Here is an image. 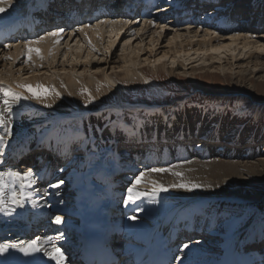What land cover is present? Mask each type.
I'll use <instances>...</instances> for the list:
<instances>
[{"label":"bare ground","instance_id":"bare-ground-1","mask_svg":"<svg viewBox=\"0 0 264 264\" xmlns=\"http://www.w3.org/2000/svg\"><path fill=\"white\" fill-rule=\"evenodd\" d=\"M29 1H31V5L27 4ZM40 1L41 0H3V3H0V7L5 8V12L0 13V18H2L3 16H11L14 18L3 21L0 20V38L5 32V27L11 25V23H13L16 27L20 23V18L23 25L28 24L29 20L32 19L33 10L35 8L38 9ZM70 1L71 0H69V2ZM204 1L206 0H203V2ZM215 1L219 2L220 7L215 10L214 13H212L210 16L207 14L199 17L194 16L192 19L193 22H200V20L203 22H208V20H210L212 21L214 26L210 27L209 31L204 26L203 28H200V26L194 27L193 29H204L201 30V32L199 31L198 34L197 32H194L186 34L177 33L173 35L169 40L165 42L166 44L164 47L158 48L163 49V54L161 56H158V54H156L155 48L158 44L155 43H158L161 39V31L163 32L165 30V27L163 26L165 22L164 20H162L160 21L162 23H158L157 17L160 15L164 17L165 11L169 13V16L175 14L177 15L178 10L185 8L181 0H146L145 9L149 8L148 12L150 10L151 11L148 14V19L142 22V26L140 28L135 27L140 25L141 23L138 19H101L100 21H96L93 23H86L78 27L76 31L71 33L60 32L59 36H56L51 35V33L54 32H48L34 40L21 41L20 43L12 44L13 46L7 45L1 50L0 54L2 53L5 55L6 59L8 58L7 60L9 61V67H12L13 63L16 61L17 63H19L21 60L20 56H24L23 59L27 58V60L31 61V63L27 65V67L30 69L32 64L35 66H39L40 62H45V64L50 67L49 70H52L53 72L51 76H46L44 78L45 81L54 79L55 74L58 75L59 73H66V68L64 65L65 63H71V69H69V71H71V74L62 75L64 78V86L66 89H68L69 92H76L80 90V81H76L77 76H74L75 64H79L81 67L84 66V70L88 68V70L92 73H97L100 68L103 67L101 65L102 61L111 58L114 52H116L120 43L122 44V41L124 42L120 51V57L123 66L125 67L124 71L126 78L140 77L147 79V75L144 73L145 71L143 70L142 64L150 65V67L152 66L155 70L158 65H164L163 67H165L167 64H170L176 72H180V68L182 67L184 69H188L187 72L191 76L190 81H194L195 83L202 77H209L205 73H203L202 76L199 75L200 73L204 72L205 69H214V71L220 70L221 72H233L234 69H237L235 68L237 65L244 64L242 63V61L247 63L246 65H242L241 69L237 70L236 78L240 79L241 77H239L238 75H244L246 73L251 75V78H253L254 73L259 74L260 71L264 70V36L260 35L259 32L256 33V35L260 36L258 38H253L248 36L247 31L250 30L253 33V30L256 28H264V21L261 20L262 23L260 24H258V21L256 23V27H252L249 21H246L245 19H248L249 11L251 12L252 10H254V8L257 9L258 4H263L264 6V0ZM42 2H45V0H42ZM242 2H249L250 4L246 5V7H242ZM238 3H241V5H239ZM238 5L241 7H238ZM28 6L29 8H26L25 12L21 13V9ZM68 7L71 8L70 3L68 4ZM247 7L249 8L246 9ZM243 11L245 12L243 13ZM201 17H203V20ZM153 21L157 23L154 24ZM193 25L194 24L189 23L187 25L178 26H186L187 29L185 30H189V28ZM153 26H155L154 29H149V27ZM247 26L250 27L247 31L239 30V28L243 29ZM159 28L161 29V31L156 32V30H158ZM221 28L224 30L220 32L218 29ZM58 29L60 30V27ZM59 30H57L56 32H58ZM217 31H219L220 33ZM132 32H137V34L140 32L143 34V36L148 34L149 42L147 44L142 43V40L140 39L141 37L136 36V38L138 37L137 40L140 41L136 43V48H133L132 46H130L133 37L129 36L132 35ZM126 35H128L126 39H131H128L126 41L123 40ZM115 48L116 50L114 51ZM29 49H32L33 51L30 52ZM144 50H148V54L151 57L148 56L143 60V62H141L140 58L143 57L141 55H146V53L140 55V52ZM99 53L102 54L99 55ZM59 60L62 61L60 64L61 69L58 70L55 68L56 66L53 67V65L55 62H57L58 65ZM223 60L224 62H222ZM198 62H202L201 64H203L205 67L198 69L191 68ZM233 62H235L234 65L236 66L232 65ZM216 64H218L217 66L219 68H216ZM91 65L98 66L91 69ZM138 67H140L141 69L139 70ZM248 68L249 71H247ZM201 70L204 71L201 72ZM35 72L36 70H32L30 74H34ZM169 72L171 76H175L174 71L170 70ZM197 72H199L198 75L196 74ZM20 74L21 73H19V75ZM84 74H87V72ZM260 74L261 75L258 76L257 81H264V71H262ZM0 75H2V70H0ZM89 75L90 77H88L85 81H82L83 79H81V82H83V84L87 85L88 87L95 81L98 82L99 80V78L96 76L97 74L94 75L89 72ZM22 76L23 75H21V77L19 78H16L15 82L19 84L22 81ZM211 77L216 78L215 76ZM6 78L10 81H14L15 75L10 71L7 72ZM104 78L105 80L102 79V82L106 84H112L115 86V89L118 90L117 85L115 84L113 78L110 77V75L104 73ZM35 79V77H31L28 79V81H33ZM248 87L252 88L251 83H249ZM75 88L79 89H77L76 91H70ZM115 89L107 86L106 89H103V92L108 93V95L110 93L114 94V91H116ZM5 90L16 94V91L14 89L3 87L0 85V120H2V123H0V135L3 136V140L0 141V169H2L5 173L3 180L0 181V185H2V190L4 193L2 197L3 202L0 203V210H8L10 208V198L12 197L13 192L16 191L17 186L20 185L21 189L19 190L18 195L21 200L24 201L25 209L35 216V220L39 221L37 231L38 235L41 237L40 246L46 258L50 262H52V264H72V262L75 261V259L72 257L73 247L70 246V243L68 242L69 238L67 239V235L63 234V230L64 232L69 231V233L73 236L78 235L80 231L79 219L82 218V213L79 210L81 202L83 201L82 203H84L88 201V199L92 197V194L94 195L97 192V189H100L98 180L102 178L103 174H107V171H109V167L111 166H108V164H106V161L101 156H99L97 143H100L101 141L97 142V140H94V142H92L93 146L91 142H87L91 143V145H88V148L87 144L84 145L85 147L83 148L85 149L83 150H85L86 152L88 151V154H86V156L82 154L83 156L80 155L78 156V158L70 159L67 150L68 147H71V145H66L70 142V140H67L68 135H59V133L56 135L52 133L46 134L47 131L45 132L43 130V132H45L43 134H46L43 136V134H41L38 130L39 127H42L40 126L42 125L40 123L43 120H49L50 124L51 120H54L57 123L62 118V114H47L42 111L41 105L37 106L36 109H31L33 105L22 98L21 95L17 94L21 97L20 100H15L11 96L5 98L3 95V92ZM23 94H25V96H28L27 92L25 91H23ZM110 97L111 96H109L108 99H110ZM117 98L118 110H133L139 107H135L133 104H129L128 102L123 101V97L120 95H118ZM5 99H7V105L4 103ZM15 108L16 110L13 111V109ZM55 110L57 112H60V110L58 109ZM173 120L174 124L176 123V121L180 120V117L177 115ZM181 122L182 120H180V123ZM9 125H11L10 133L8 129ZM46 126L48 125H45L43 127ZM201 126L203 127L202 124L196 127L199 129V127ZM156 127L157 126L155 123L152 125L146 124L143 127V130L139 128L141 130L139 131V133L136 130L138 128L134 129L132 127H128L127 136L130 137H128V139L131 141H129V143H136V141L138 140L137 137L139 135L141 136L142 133H144L145 136L147 135L146 133L153 134L154 131L158 130L156 129ZM163 129L166 130L167 125L164 126ZM51 130L52 128L49 129V131ZM209 130L215 133L219 132L218 130L214 129ZM108 131L114 133V129H109ZM172 131H174V129L171 128V132H168V134L166 133L167 135L165 136H170V138L172 139V137L175 135ZM162 132L161 134H163ZM186 133L189 132L186 131ZM181 135L183 136L184 133ZM110 136H112V134H110ZM148 138L142 139L144 142H147ZM233 138L234 137L231 136L226 138V140L228 139V142L232 143ZM240 138H237L236 140L243 141L242 138ZM154 139L155 141H157L158 139H160V137L154 136L152 138V141ZM66 140L68 142L64 143V141ZM161 140H164V143L167 142L165 138ZM152 141L150 142L151 146ZM40 142H42L43 145H47L48 149L52 147V150L53 147H57L58 144L60 145L59 151L57 152V154L53 155L54 157H52L51 155L48 156V159L55 158L54 161L48 162L44 165L42 160L46 158V155L43 154L40 157L41 163L39 165L29 170L30 173H26L22 171L23 168H20L19 172L16 173L17 180H14L13 177L9 174V168L7 167L8 165L14 163L13 161H11L12 159L14 161H17V157L13 156L14 152L21 154L25 151H30L32 147H40ZM79 142L80 141L76 139L75 145L73 147H76V143L78 145ZM138 142L139 141H137V143ZM112 143L114 142L112 141ZM201 143L202 141H199V144H195L194 146L185 145L184 149V144H182L180 148H175L174 146L173 150L172 148L161 150L164 148H155L156 146L154 145L155 147H153V149L161 152V154H163L162 156H160V153L159 155H157V153H152V156L141 155L140 153L135 154V146L119 153H116L114 149H111V147L108 149L109 155H111V159L117 165V167H115L114 165V168L110 171H121L120 177L115 178L112 183L113 187L109 189L114 201L115 209L113 210V213L117 215V224L121 222V226L125 230V238L128 239L124 243L122 242L115 245V249L117 251H121L124 253L135 249L136 246H134V244L130 243L129 241H142V234H144L145 231H147V233L151 231L153 227H155L159 221H162L169 213L174 214L182 212L183 215L191 218L195 224H197L198 222L204 223L205 227H203L202 232H204L205 235L210 236L211 234H213V232L215 231H212L211 229L214 227V221L212 220V217L208 216L209 214H206V211L209 210L211 211V213L216 214H220L221 212L217 208L210 207L209 202L202 205L199 210H196L198 205L191 202L194 200L203 199L195 198L201 196L203 197L204 195L232 196L235 194H246L250 197L254 196L255 199L261 197L264 198V190L262 188L260 189L258 187H255L254 185H258L257 183L253 184L254 182H251V180H253L251 179V177L254 178L260 176V173L264 172V170L260 171L256 167H251L249 168L250 170H247L241 167L240 162H222L220 160L212 162L221 164L219 168H214L213 173H207L206 171H200L197 169L189 174L186 171L185 167L169 169L168 171H165L163 173L151 171V169H153L154 167L175 161L181 156L187 157L188 154L192 156V151L196 152V150H198L199 153H202L203 151L202 149H200L202 147ZM224 151L228 152L226 154L227 158L231 156V159H237L236 155H238V149H235V147L228 148V150H223L221 152ZM124 153L126 154V156L130 155L133 159L137 160H130L126 157H122ZM124 159L126 160L124 162L127 163V167H123L121 165ZM55 160H57V162H55ZM18 161L19 163H15L17 167L21 163L24 164V161ZM135 162L137 166L133 165ZM140 173H144V175L133 188V202L132 200H128V188L133 186L135 177H137ZM173 173H179L180 175H174ZM129 174L132 175L130 176ZM96 177L98 180L96 179ZM209 177L210 179H207ZM149 179L151 180V182L148 181ZM59 180H63L64 183L61 184L58 188L49 187L51 183H55ZM226 182L231 185V190H235L231 191L235 194L227 191L225 186ZM101 183L106 184L105 180H101ZM155 185H160L163 188L167 189V191L157 192L155 190ZM179 185H187L189 186L190 190L179 187ZM192 185H197L198 187L191 188ZM136 193H140L141 195L137 198ZM225 210L226 211L224 214L231 213L229 209ZM56 216H60L62 218V222L60 224L53 223V220ZM129 216L136 217V219L129 220ZM209 225H211L212 228H210ZM175 227L178 228L180 227V225L178 224ZM249 229L250 227H244V229H242L243 233L248 232L247 235H252L255 238L257 232H253L254 230L250 231ZM259 231H264V228ZM217 233L221 234L222 232ZM257 240L258 239H254V242L252 244L257 243ZM259 242L260 240L258 241V244ZM242 243L240 245L238 239L234 240V237H230L228 241H224V239L222 240V242H213L209 240V243L201 240L191 243L189 240L188 242H185V244H188V247L184 248L182 252L180 251V249L183 247V245H185L184 243H176L172 247L177 252V256L175 259L176 263L178 264H216L224 259V257V264H228V262L230 261L233 264H243V261H246L247 263L254 262V264H262L260 260V254L264 251V246L261 247V250L259 248V245L258 247L256 246L257 248H259L258 251L261 252H258L252 247L251 251H249L250 249H248L247 253H244L245 249L243 248L244 246ZM212 246H215V250L217 251L209 249L210 253L219 252V249L224 250H221V252H219L220 255H211L210 253H208L207 247L212 248ZM57 248L60 250L59 255L54 251V249ZM177 257H179V259H177Z\"/></svg>","mask_w":264,"mask_h":264},{"label":"rangeland","instance_id":"rangeland-1","mask_svg":"<svg viewBox=\"0 0 264 264\" xmlns=\"http://www.w3.org/2000/svg\"><path fill=\"white\" fill-rule=\"evenodd\" d=\"M238 4L241 5V3ZM239 5L238 7H240ZM157 22L162 23L158 20ZM157 22L153 21L154 24H156ZM164 22L165 23L163 24V26L165 27V30L163 32L160 28L156 30V32L161 31L162 33L159 42L155 43L158 44L155 48L156 54H158V56H161L163 54V49L158 48L164 47L166 44L165 42L169 40L173 35L177 33L186 34L194 32H197L198 34L199 31L201 32V30H204L199 28L193 29L195 26L199 27V25L191 26L189 28L190 31L185 30L187 29L186 26H175L174 24H172L173 22L170 19H167ZM202 22L203 21L200 20L199 23L202 24ZM203 24H205V22H203ZM138 26L135 27L140 28L142 25ZM203 26L209 31L210 27H213L214 25L212 21L208 20L205 25H200V28H203ZM154 28L155 26L149 27V29ZM219 31L221 32V30ZM247 34L250 37L258 38L260 35L264 36V31L261 32L260 35L253 34L251 31H247ZM128 35H126L123 40L126 41L128 39H131H126ZM129 36L133 37L130 45L133 48H136V43L140 41L137 40L138 37L136 38V36L141 37L140 39L142 40V43L147 44L149 42L148 34L143 36V34L140 32L138 34L137 32H132V35ZM123 42L124 41H122V44ZM122 44L120 43L117 50L116 48L114 49V51L116 50V52H114L111 58L102 61L101 65L103 67H101L97 73H92L88 70V68L84 70V66L81 67L79 64H75L74 76H77L76 81H80V90L76 91L79 88H75L70 91L76 92H69L68 89L65 88L64 78L62 76L63 74H71V71H69V69H71V63H65L64 66L66 68V73H59L58 75L55 74L54 79L45 81L44 78L46 76L49 77L53 74L52 70H49L50 67L45 64V62H40L39 66H35L32 64L30 69L27 67V65H29L31 61L27 60V58L23 59L24 56H20V62L17 63L16 61L13 63L12 67H9V61L7 60L8 58L6 59L5 55L2 53L0 54V70H2V75H0V85L3 87L14 89L16 91V94L21 95L22 98L33 105L31 109H36L37 106L41 105L42 111L47 114H62V118L57 123L56 121L51 120L50 124L49 120H43L40 123L42 124L40 125L42 127H39L41 130L39 128L38 130L41 134L47 131L46 134L52 133L56 135L59 133V135H68L67 140H70L71 138L79 140L80 142L78 143V145L76 143V147H72L68 151L70 159L78 158V156L82 154L86 155V151L83 150L85 149L83 148L85 147L84 145L87 144L88 148V145H91L94 140H97V142L101 141L100 143H97L99 156L107 158L109 155L108 149L113 144L112 136H124V131L128 127H132L134 129L138 128L136 129L138 133L139 131H141L139 128L143 130V127L146 124L152 125L155 123L158 127L162 123L157 122L153 116L154 114L146 112V109H144H148L153 106L161 109L165 114L167 113L169 116L178 115L180 117V120H182L181 123H183L184 126L192 127L197 132H202L201 130H205V128L206 130H221L225 136H236V138L241 137L243 140L242 145L235 148L238 149V155H236L237 159H231V156L227 158V151L221 152L222 150H217V146L215 144L208 143L206 144V146L209 145V147H211H208L210 151L202 150L203 152L199 153V151L195 149L196 152L192 151V156L189 154L187 157L181 156L175 161L162 166L159 165L154 168L173 169L177 167H185L186 171L189 174L197 169L200 171H206L207 173H213L214 168H219L221 164L212 162L220 160L222 162H240L241 167L247 170H250L249 168L251 167H256L260 171L264 170V121L260 120L264 118L262 112V110H264V81H257L258 76L261 75L260 73L264 70L260 71L259 74L254 73L253 78H251V75H249L248 73L244 75H238L239 77H241L239 79L236 78L237 70L241 69L242 65H246L247 62L242 61V63L244 64H240L237 66L234 65L235 62H233L232 65L236 66L235 68H237L234 69L233 72H221L220 70L214 71V69H205V71L201 70V72H204L200 73L199 75L202 76L203 73H205L209 77H202L196 81L197 83H194V81H190L191 76L187 72L188 69H184L183 67L180 68V72H176L170 64H167L165 67H163L164 65L161 66L157 64L158 66L156 67V70L153 69L152 66L150 67V65L142 64L143 70L145 71L144 73L147 75V79L140 77L126 78L124 71L125 67L123 66L120 57ZM2 49L3 48L0 49V52ZM145 53L146 55H141ZM100 54L102 53H99V55ZM140 55L143 56L142 58H140V61L143 62V60L149 56L148 50L141 51ZM224 60L222 62H224ZM61 61L62 60H59L58 65L57 62H55L53 67L56 66V69H61ZM201 63L202 62H198L191 68H204L205 66ZM217 65L218 64H216V68H219ZM97 66L98 65H91V69L96 68ZM138 69L140 70L141 68L138 67ZM32 70H36V72L34 74H30ZM170 70L175 72V76L170 75ZM10 71L15 75L14 81H10L6 78L7 72ZM247 71H249V68ZM86 72L87 74H84ZM89 72L94 75L97 74L96 76L99 78V80L98 82L95 81L88 87L87 85H84L83 82H81V79H83L82 81H85L88 77H90ZM19 73L21 74L19 75ZM104 73L110 75V77L113 78L115 84L118 87V90L115 89L114 85L102 82V79L105 80ZM198 73L199 72H197L196 74L198 75ZM21 75H23L22 81L18 84L17 82H15V80L16 78L21 77ZM211 76H215L216 78H212ZM31 77H35L36 79L33 81H28V79ZM249 83H251L252 88L248 87ZM107 86L115 89V93H110L109 95L108 93H104L103 89H106ZM26 87H31L33 90L38 92L39 95L34 97L32 93L26 91ZM44 90L47 91L45 92ZM23 91L27 92L28 96H25V94H23ZM118 95L123 97V101L128 102L129 104H133L135 107H139L135 110L130 111L118 110ZM109 96H111L110 99H108ZM147 102H151L152 104L147 105ZM154 102L158 104H154ZM54 108L60 110V112H57ZM14 110H16V108L13 109V111ZM64 117H68L72 120L65 119ZM165 119L169 121L168 119H170V117L167 116ZM178 121L174 123L176 124V133L179 130L177 128ZM52 123L54 127L52 126ZM43 124L48 126L43 127L45 126ZM201 124L203 125V127L201 126L198 129L196 126ZM182 126L179 125V128H181ZM157 127L156 129L159 128ZM50 128H52L51 131H49ZM109 129H114V133L109 132ZM43 130L45 132H43ZM166 130H162L164 131L162 133H164L165 135L168 134H166ZM107 131L112 134V136H110ZM197 132L195 133L197 134ZM154 133H156V131H154ZM46 134H43V136ZM66 142L68 141H64V143ZM193 143L199 144V141L195 140ZM66 145H68V143ZM162 145H173L164 148V150H166L167 148H172L173 150L176 142L175 144H172V142H165V144L160 142L159 146L161 147ZM188 145L192 146L191 143H189ZM99 146L102 147L100 148ZM152 146L155 147L154 145ZM184 147L185 145L183 146V149ZM122 148V145H117V147H114V151H117L118 153L121 151H125V149L123 150ZM111 149L113 150V148ZM107 160L109 164H112L110 158ZM28 173H30V171ZM207 179H210V177ZM251 179H253L251 180V182H254L253 184H258L254 185L255 187H258L260 189L262 188L264 190V172L260 173V176L254 178L251 177ZM148 181L151 182L150 179ZM225 186L228 192L235 194L231 192L232 190H235L230 189L231 185L228 182L225 183ZM195 199H203L194 200L191 202L198 205L196 210H199L202 205L209 202L210 207L217 208L221 212L220 214H216L211 213V211L209 210L206 211V214H209L208 216L212 217V220L214 221V227L212 228L211 225L209 226L210 228H212L211 230L215 232H213V234H211L210 236L207 235L206 238L202 241L206 243H209V240L213 242H222L223 239L224 241H228L230 237H234V240H239L240 245L243 242L242 244L244 246V249H250L249 251L252 250V247L255 250H259V248L260 250L262 249L261 247L264 246V231L259 230L264 228V198L261 197L255 199L254 196L250 197L246 194H235L232 196L204 195L203 197L201 196ZM225 209H229L231 213L224 214L226 211ZM244 227H250V231L254 230L253 232H257V235H255L256 237L254 238V236L252 235H247L248 232L243 233L242 229H244ZM217 232L222 233L218 234ZM63 234H66L64 230ZM260 235L261 240L259 244V240H257V243L252 244L254 242V239H258ZM258 245L259 248H257ZM215 248V246H212V248L207 247L208 251L209 249L217 251L215 250ZM221 250L223 251L224 249H219L218 251L221 252ZM261 253L264 254V251ZM210 254L220 255V253L218 252H211ZM260 260L261 262L264 261V255L262 256V254H260Z\"/></svg>","mask_w":264,"mask_h":264},{"label":"snow or ice","instance_id":"snow-or-ice-1","mask_svg":"<svg viewBox=\"0 0 264 264\" xmlns=\"http://www.w3.org/2000/svg\"><path fill=\"white\" fill-rule=\"evenodd\" d=\"M0 3H3V0H0ZM3 12H5V8L0 7V13H3ZM63 31H64V29H60L58 32L51 33V35L59 36V33H60V32H63ZM29 51L31 52V51H33V50H32V49H29ZM26 91L32 93L34 97H36V96L39 95V93L36 92L35 90H33L31 87H26ZM44 91L46 92L47 90H44ZM3 95H4L5 98L11 96V97H12L13 99H15V100H20V99H21L20 96H18V95L15 94V93H12V92H10V91H8V90H5V91L3 92ZM4 103L7 105V99H5ZM0 123H2V120H0ZM10 128H11V125L8 126L9 133H10ZM2 140H3V136L0 135V141H2ZM168 170H169V169H165V168H153V169H151V171H153V172H161V173H163V172H165V171H168ZM173 174H174V175H180L179 173H173ZM143 175H144V173H140L137 177H135V180H134V182H133V186L128 188V193H129L128 200H132V201L134 202V197H133V195H132V193H133V188L135 187V184L138 183V182L140 181V179L142 178ZM4 176H5L4 171H3L2 169H0V181L3 180ZM63 183H64L63 180H59V181H57V182H55V183H51V184L49 185V187H51V188H58V187H59L61 184H63ZM179 187L186 188V189L190 190L189 186H187V185H179ZM195 187H198V186H197V185H192V186H191V188H195ZM155 190H156L157 192L167 191V189L163 188V187L160 186V185H155ZM3 195H4V193H3V190H2V185H0V203L3 202V201H2V197H3ZM21 195H22V194H21ZM140 195H141L140 193H136V197H137V198H138ZM14 196H15V193H13V197H14ZM16 202L19 203V201H16ZM138 207H139V206H138ZM128 219H129V220H135L136 217L129 216ZM61 222H62V218H61L60 216H56V217L54 218V220H53V223H55V224H60ZM36 244H37V241H36V240H33V241H31L30 244H28L27 247H25V248H21V249H19V250L22 251V252H24L25 255H27V254L29 253V251H32V252L39 251L40 249L36 247ZM8 247H9V246L6 245V244H0V254H3L4 252H6L7 249H8ZM11 247L15 248L16 245H11ZM187 247H188V244L183 245V247L180 249V251L182 252L183 249H184V248H187ZM54 251L59 255L60 250H59L58 248H57V249H54ZM49 255H50V254H49ZM177 259H179V257H177Z\"/></svg>","mask_w":264,"mask_h":264},{"label":"trees","instance_id":"trees-1","mask_svg":"<svg viewBox=\"0 0 264 264\" xmlns=\"http://www.w3.org/2000/svg\"><path fill=\"white\" fill-rule=\"evenodd\" d=\"M260 109H262V108H260ZM262 112H263V115H264V110H262Z\"/></svg>","mask_w":264,"mask_h":264}]
</instances>
